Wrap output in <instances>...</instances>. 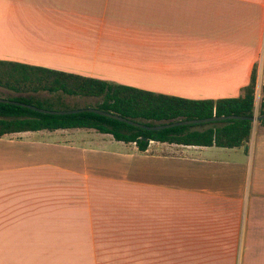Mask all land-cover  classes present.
Returning a JSON list of instances; mask_svg holds the SVG:
<instances>
[{
    "label": "crops",
    "instance_id": "obj_1",
    "mask_svg": "<svg viewBox=\"0 0 264 264\" xmlns=\"http://www.w3.org/2000/svg\"><path fill=\"white\" fill-rule=\"evenodd\" d=\"M0 60L213 100L255 68L256 111L264 0H0ZM0 264H264V127L142 152L92 128L1 135Z\"/></svg>",
    "mask_w": 264,
    "mask_h": 264
},
{
    "label": "trees",
    "instance_id": "obj_2",
    "mask_svg": "<svg viewBox=\"0 0 264 264\" xmlns=\"http://www.w3.org/2000/svg\"><path fill=\"white\" fill-rule=\"evenodd\" d=\"M255 82L256 72L253 68L249 83L243 87V93L237 97L216 100L189 99L46 67L0 60V87L19 93L5 98L45 109L75 107L68 108L62 104L58 106L54 101L40 99L32 94L60 92L68 96L100 98L98 103L89 107L116 113L147 125L215 115L244 116L239 119L146 130L88 111L47 114L21 105L0 102V136L28 130L92 128L101 133L111 134L118 141L135 143L141 152L146 150L150 140L225 148L245 146L250 138L253 124L250 117L255 114ZM28 93L32 94L25 95ZM262 112H264V93L258 107V114ZM259 123L264 127V119ZM197 126L202 128H196Z\"/></svg>",
    "mask_w": 264,
    "mask_h": 264
},
{
    "label": "water",
    "instance_id": "obj_3",
    "mask_svg": "<svg viewBox=\"0 0 264 264\" xmlns=\"http://www.w3.org/2000/svg\"><path fill=\"white\" fill-rule=\"evenodd\" d=\"M0 102L11 103V104H15V105H21L23 107H27L29 109H32V110H35V111H38L41 113H47V114L59 115V114H71V113L88 111V112L97 113V114H100V115H103L106 117H110L113 119H117V120L125 122L129 125H132V126H135L138 128H143L146 130H161V129H165V128H169V127H173V126H179V125H192V124H199V123H208V122H212V121H221V120H225V119L244 118V116L235 115V114L220 115V116L215 115V116L206 117V118L184 119V120H176V121L166 122V123H161V124L147 125L145 123L135 121V120H132L129 118H125V117H122L116 113H112V112L105 111L102 109H98L95 107H81V108H73V109H45V108L38 107V106L33 105V104L19 102L16 100H12V99H8V98H2V97H0ZM250 119L253 122L260 121V120L264 119V112L257 114V115L254 114L252 117H250Z\"/></svg>",
    "mask_w": 264,
    "mask_h": 264
},
{
    "label": "rangeland",
    "instance_id": "obj_4",
    "mask_svg": "<svg viewBox=\"0 0 264 264\" xmlns=\"http://www.w3.org/2000/svg\"><path fill=\"white\" fill-rule=\"evenodd\" d=\"M42 92H39V94H32V93H28V94H25V95H33L34 97H38L40 99H43L45 97H47L46 99L49 100V94H46L45 97L42 96V94H40ZM47 93V92H46ZM14 95H19V93H15V92H12V91H9L5 88H1L0 87V96L3 98L5 97H9V96H14ZM53 96L54 95H57L59 97V99L57 100L56 104L59 106L61 103H64L63 104H66L65 106H67L68 108H72V107H75V108H81V107H89L91 105H95L96 103H98L100 101V98H94V97H91V98H84V97H80V96H68V95H63L62 93H57V94H52ZM63 97V101H61L60 97ZM54 99V97H53ZM62 104V105H63ZM255 114L257 115L258 114V110L255 111ZM196 128H202V126H197Z\"/></svg>",
    "mask_w": 264,
    "mask_h": 264
}]
</instances>
